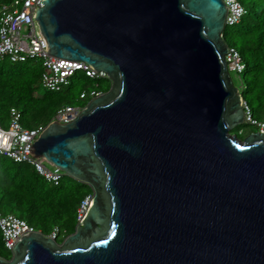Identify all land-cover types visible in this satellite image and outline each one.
I'll return each mask as SVG.
<instances>
[{
	"label": "water",
	"instance_id": "95a60500",
	"mask_svg": "<svg viewBox=\"0 0 264 264\" xmlns=\"http://www.w3.org/2000/svg\"><path fill=\"white\" fill-rule=\"evenodd\" d=\"M223 0H43L48 53L111 88L50 122L32 155L92 189L63 243L21 237L0 264H264V131L245 139Z\"/></svg>",
	"mask_w": 264,
	"mask_h": 264
},
{
	"label": "trees",
	"instance_id": "16d2710c",
	"mask_svg": "<svg viewBox=\"0 0 264 264\" xmlns=\"http://www.w3.org/2000/svg\"><path fill=\"white\" fill-rule=\"evenodd\" d=\"M242 6L245 13L239 22L227 25L226 28L236 40L246 64L247 86L243 85L242 80L241 82L242 87L244 86L248 92L242 91L243 98L251 107L253 117L264 122V0H252L251 10L246 9L243 4ZM38 60L40 59L12 62L6 58L0 61L1 125L9 123L10 108L13 106L28 110L33 119L29 121L28 126L32 128L50 123L52 111L64 104L63 102L71 104L72 94L67 86L69 81L82 71L75 72L61 90L40 94L38 87L42 70L38 73L27 65L29 61L36 63ZM241 75H238L240 79ZM82 92H79L80 95ZM86 99L88 98L82 100ZM234 130H237L236 135L240 138L247 136L242 126ZM10 159L0 154V207L13 206L21 215L20 218L34 228L40 227L44 235L48 234L51 226H57V221L77 217V208L81 200L92 194L90 186L77 182L67 175L56 185L40 176L30 165L26 168L25 163H17ZM0 213L4 214L1 210ZM71 225V229H66L68 235L73 234L76 228L75 222ZM3 248L7 249L0 229V257L10 260L13 254L4 255Z\"/></svg>",
	"mask_w": 264,
	"mask_h": 264
},
{
	"label": "built area",
	"instance_id": "2783aa9c",
	"mask_svg": "<svg viewBox=\"0 0 264 264\" xmlns=\"http://www.w3.org/2000/svg\"><path fill=\"white\" fill-rule=\"evenodd\" d=\"M227 6L226 26L239 22L245 13L239 0H223ZM43 7V0H0V61L9 58L12 62H24L40 59L43 63L41 85L48 91L56 92L67 85L69 78L77 71H82L90 79H103L107 75L103 71H95L90 66L80 61L60 59L48 53L47 43L41 35L35 12ZM226 61L230 72L237 75L243 73L246 64L240 52L234 47H229ZM102 92H82L81 99L95 98ZM242 107L245 115V123L264 131V122L253 117V112L248 103L243 99ZM83 107L72 105L61 106L51 122L69 123L78 118ZM24 115L22 111L13 106L10 108L8 127L0 124V154L11 158L17 163H27L47 181L58 184L66 175L64 172L51 166L42 158H36L30 150L46 125L24 127L22 125ZM92 194L86 195L77 208V220L81 221L92 204ZM0 229L3 234L4 245L12 250L17 241L26 234L36 232L22 218L13 214L0 213ZM61 235L59 226H54L46 235L52 240H57Z\"/></svg>",
	"mask_w": 264,
	"mask_h": 264
},
{
	"label": "rangeland",
	"instance_id": "374dc122",
	"mask_svg": "<svg viewBox=\"0 0 264 264\" xmlns=\"http://www.w3.org/2000/svg\"><path fill=\"white\" fill-rule=\"evenodd\" d=\"M242 4L246 7V9L248 10H251L253 9L252 8V0H241ZM251 12V11H249ZM223 39L225 40V42L229 45V46H232V47H235L237 48V50L240 52L239 50V46L238 44H236V40L232 37V34H229L228 33V28H226V30L224 31L223 33ZM244 58H246L244 55H243ZM27 65L31 68H34L36 72H40L42 70V73H43V69H42V61L41 60H38L36 61V63L34 61H29L27 63ZM230 75L232 77V80H233V83L235 85V87L239 88L240 91H245L246 93L248 92V90H245L244 89V86H247V83H248V76H247V72L246 70L243 71L242 75L240 76L241 79L239 78V76L234 73V72H230ZM241 80L243 81V87H242V82ZM111 85H112V81L106 77V78H103V79H90L88 78L83 72H78L74 78L72 79V81H69V85L67 86V88L70 89V92H71V104H66L65 102H63L64 104H62L61 106H64V105H72V106H77V107H86V105L92 100L91 98H88L86 100H82L79 98V95H80V91H83V92H88L90 93L91 91H98V92H102V93H106L110 88H111ZM38 91L40 92V94H45L47 92H52V91H48L47 89H44L41 85V81H39V87H38ZM52 93H55V92H52ZM60 106V107H61ZM58 107L57 109H54L52 111V116H51V119H53L54 115L56 114L57 110L60 108ZM20 110L22 111L23 115H24V119H23V122H22V125L26 128H28V123L29 121H32V116L30 115V113L28 112V110H26L25 108H20ZM7 122V121H6ZM243 127V130L244 132L247 134V136H245L244 138H240V139H245L246 137H248L250 134H253L255 132H257V127L255 126H250L248 124H243L241 125ZM4 128H7L8 127V123H6L5 125H3ZM232 134H237V130H233L231 132ZM5 158V157H4ZM11 160V159H10ZM48 167L52 168L49 164H47ZM25 167L28 168L30 167L29 164L25 163ZM79 182V181H77ZM81 183V182H80ZM0 210L4 213V214H13L17 217H21V215L17 212V210L13 207V206H2L0 207ZM65 221L63 220H59L57 221V226L60 227L61 229V237H59L58 239L61 241H57L58 243H63V241L69 236L66 232V229H71L72 228V225L71 223L75 222V224L77 225V217H72V220H70V218H66L64 219ZM55 226V225H54ZM54 226H51L49 231H48V234L50 233V231L52 230V228ZM35 230L37 232H42L41 228L40 227H35ZM44 234V233H43ZM47 234V235H48ZM71 235V234H70ZM64 239V240H63ZM3 253L4 255H12V250H8V249H5L3 248ZM12 259V256L11 258Z\"/></svg>",
	"mask_w": 264,
	"mask_h": 264
},
{
	"label": "clouds",
	"instance_id": "9594fccd",
	"mask_svg": "<svg viewBox=\"0 0 264 264\" xmlns=\"http://www.w3.org/2000/svg\"><path fill=\"white\" fill-rule=\"evenodd\" d=\"M229 47H230V46H229ZM239 91H240V89H239ZM240 93L242 94V91H240ZM102 94H103V93H102ZM91 99H92V98H91ZM93 99H94V98H93ZM243 99H244V98H243ZM84 108H85V107H84ZM84 108H83V109H84ZM246 124H247V123H246ZM258 131H260L259 128H258ZM36 232H37V231H36ZM56 241H57V240H56Z\"/></svg>",
	"mask_w": 264,
	"mask_h": 264
}]
</instances>
